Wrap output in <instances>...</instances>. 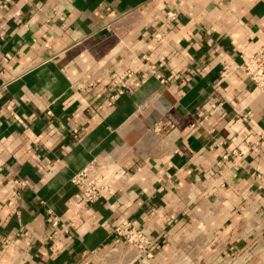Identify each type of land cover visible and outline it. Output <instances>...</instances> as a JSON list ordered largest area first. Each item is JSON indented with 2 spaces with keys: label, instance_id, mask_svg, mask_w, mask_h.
Instances as JSON below:
<instances>
[{
  "label": "crops",
  "instance_id": "obj_1",
  "mask_svg": "<svg viewBox=\"0 0 264 264\" xmlns=\"http://www.w3.org/2000/svg\"><path fill=\"white\" fill-rule=\"evenodd\" d=\"M260 48L264 0H0V264H264ZM107 156L128 178L87 205Z\"/></svg>",
  "mask_w": 264,
  "mask_h": 264
},
{
  "label": "built area",
  "instance_id": "obj_2",
  "mask_svg": "<svg viewBox=\"0 0 264 264\" xmlns=\"http://www.w3.org/2000/svg\"><path fill=\"white\" fill-rule=\"evenodd\" d=\"M10 1V0H8ZM174 15V14H173ZM239 69L245 74L248 80L255 86V89L264 94V48H260L254 53H241V63ZM227 72L223 73L226 77ZM127 77L134 79L135 74L128 72ZM139 81L136 83L138 87ZM125 94L124 88H116L111 92L108 100L109 107L113 108L118 99ZM8 111L12 113L13 104L8 105ZM228 156L225 157L227 159ZM2 171V168H0ZM128 178L127 171L112 157L107 156L101 160L95 159L89 162L72 179L78 194L87 205H92L101 200L107 193L117 185L123 183ZM12 205V203H10ZM51 227L57 228L60 220L51 212L48 216ZM114 235L136 252L137 258L152 259L155 241L148 229L137 227L131 221L125 220L114 228ZM29 252H24L22 264H27ZM144 263V262H143Z\"/></svg>",
  "mask_w": 264,
  "mask_h": 264
}]
</instances>
